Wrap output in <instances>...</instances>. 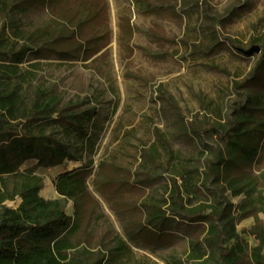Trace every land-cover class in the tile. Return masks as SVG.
<instances>
[{
  "label": "trees",
  "instance_id": "16d2710c",
  "mask_svg": "<svg viewBox=\"0 0 264 264\" xmlns=\"http://www.w3.org/2000/svg\"><path fill=\"white\" fill-rule=\"evenodd\" d=\"M87 10L97 22L103 5L98 0H0V264H156L140 260L133 248L173 246L180 234L188 246L184 258L165 257L164 264H264V226L258 217L264 214V172L245 170L264 142V118L256 115L264 109L262 92H255L251 111L241 107L220 129L207 119L193 128L201 136L220 131L230 136L224 149L206 160L205 172L169 150L164 136L161 150L154 145L142 153L143 173L108 155L95 166L106 130L99 122L102 102L69 97L57 84L40 80L43 58L93 57L79 35ZM26 62L31 63L25 68ZM250 74L236 83L246 93L264 79V59ZM29 161L43 168L84 163L54 181L58 197L73 202V215L62 199L40 196L42 178L20 169ZM164 167L171 171L169 182L162 191L144 195ZM223 188L244 197L237 210L221 195ZM18 199L16 208L5 204ZM100 199L118 216L130 218L125 238L115 234L112 245L106 235L94 244ZM252 217L255 225L247 235L254 238L253 246L237 230L240 221Z\"/></svg>",
  "mask_w": 264,
  "mask_h": 264
},
{
  "label": "rangeland",
  "instance_id": "374dc122",
  "mask_svg": "<svg viewBox=\"0 0 264 264\" xmlns=\"http://www.w3.org/2000/svg\"><path fill=\"white\" fill-rule=\"evenodd\" d=\"M98 1L103 5L99 21L90 19L93 11L87 10L79 31L93 57L85 61H60L57 55L43 58L40 80L57 84L69 97L87 96L102 102L99 122L106 130L95 166L108 155L121 166L138 170L142 153L152 151L164 136L169 150L186 159L190 167L205 172L206 160L223 150L230 136L223 131L201 136L193 128L207 119L220 129L241 107L252 110L255 92L264 96V79L248 93L236 87L264 59V0ZM256 45L260 53L253 50ZM28 63L22 66L26 68ZM256 115L264 118V109ZM261 147L258 158L245 167L249 173L264 172V142ZM161 156L160 162L165 164L167 155L162 152ZM81 165L84 163L65 162L43 168L29 161L20 169H31L42 178V198L57 200L62 199L55 188L57 176ZM170 173L165 167L160 170L143 194L162 191ZM90 190L94 192L92 183ZM220 193L234 210L244 200L224 188ZM100 200L102 218L93 222L94 244L106 235L112 245L115 234L125 238L124 226L130 218L118 216ZM19 202L5 204L16 208ZM64 203L66 212L73 215V202ZM258 217L264 226V214ZM254 225V217L237 225L251 246L256 242L247 232ZM179 237L173 246L133 250L140 260L164 264L165 257L184 258L188 246L181 234Z\"/></svg>",
  "mask_w": 264,
  "mask_h": 264
},
{
  "label": "water",
  "instance_id": "95a60500",
  "mask_svg": "<svg viewBox=\"0 0 264 264\" xmlns=\"http://www.w3.org/2000/svg\"><path fill=\"white\" fill-rule=\"evenodd\" d=\"M253 50L255 52H257V53H260L261 52V48L258 45L254 46V49Z\"/></svg>",
  "mask_w": 264,
  "mask_h": 264
}]
</instances>
